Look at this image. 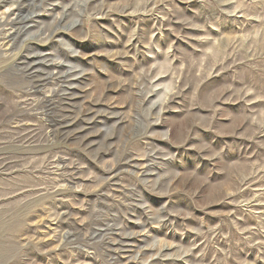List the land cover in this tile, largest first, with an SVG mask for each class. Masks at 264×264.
<instances>
[{"label":"rangeland","instance_id":"1","mask_svg":"<svg viewBox=\"0 0 264 264\" xmlns=\"http://www.w3.org/2000/svg\"><path fill=\"white\" fill-rule=\"evenodd\" d=\"M0 0V264H264V0Z\"/></svg>","mask_w":264,"mask_h":264},{"label":"bare ground","instance_id":"2","mask_svg":"<svg viewBox=\"0 0 264 264\" xmlns=\"http://www.w3.org/2000/svg\"><path fill=\"white\" fill-rule=\"evenodd\" d=\"M1 2H7L10 5H14L16 6L17 9L19 8V5H20L18 0H1Z\"/></svg>","mask_w":264,"mask_h":264}]
</instances>
